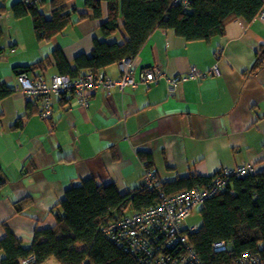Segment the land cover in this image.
Listing matches in <instances>:
<instances>
[{
  "label": "crops",
  "instance_id": "obj_1",
  "mask_svg": "<svg viewBox=\"0 0 264 264\" xmlns=\"http://www.w3.org/2000/svg\"><path fill=\"white\" fill-rule=\"evenodd\" d=\"M18 1L0 0V82L12 91L0 101V238L7 228L22 246L30 245L35 229L54 225L53 212L65 191L86 178L113 183L121 193L139 187L141 153L150 156L161 183L191 175L207 178L242 163L264 167V129L256 128L259 123L264 127V67L251 71L264 47V20L236 19L223 36L209 42H187L158 29L130 59L135 74L158 67L163 77L156 84L114 88L109 94L99 89L87 107L70 95L54 97L52 115L45 121L34 102L17 90L14 69L48 58L51 63L35 74L49 81L58 73L52 52L59 50L74 69L77 56L92 55L95 40L113 37L102 34L103 17H93L84 0H74L71 24L51 40L38 42L30 18L16 20L10 12ZM50 1L37 4L47 18ZM101 7L105 15L106 5ZM82 12L86 15L79 17ZM192 66L207 76L185 79L170 91L165 77H185ZM102 72L120 76L118 64ZM24 199L29 205L16 213L14 204ZM51 260L47 263H55Z\"/></svg>",
  "mask_w": 264,
  "mask_h": 264
},
{
  "label": "trees",
  "instance_id": "obj_2",
  "mask_svg": "<svg viewBox=\"0 0 264 264\" xmlns=\"http://www.w3.org/2000/svg\"><path fill=\"white\" fill-rule=\"evenodd\" d=\"M6 1L1 0L3 4ZM73 1L51 0L49 18L35 0L18 1L10 7V12L16 20L30 18L38 42L49 41L71 24L76 13ZM173 1L84 0V9L97 19L103 17L100 24L103 36L113 37V40H95L92 55L77 56L74 69L68 66L62 53L55 50L51 59L58 69L57 74L74 79L84 73H98L103 67L121 60L133 59L158 29L171 30L187 42H209L216 36H223L230 22L242 19L251 23L264 10V0H183L184 4ZM102 5H106L105 15ZM3 8L1 5L0 14ZM85 15L82 12L79 17ZM116 34L121 36L120 39ZM2 36L0 27V54ZM46 63L51 60L46 58L20 66L13 72L16 76L25 73L35 77V72L42 71ZM262 67L264 47L256 54L251 71ZM11 92L0 82V101ZM32 108L29 106L28 114L32 113ZM16 123L20 126L22 118ZM140 158L146 168L152 169L148 154L141 153ZM212 178L191 175L170 183H161L156 178L152 188L142 182L125 193L119 192L113 183L102 185L92 177L86 178L65 191L63 200L53 212L54 225L35 229L30 245L22 246L20 240L5 228L4 236L0 238V264H19V260L29 256L34 258L32 264H46L51 259L56 264H141L138 256L125 252L123 247L107 239L101 233L102 227L126 214L156 206L162 193L172 196L180 191L204 187ZM0 183H4L1 173ZM29 203V199L16 202V213L21 214ZM199 206V230L188 235V243L202 264H234L245 253L256 255L260 264H264V167L256 168L252 175L229 178L225 191L217 192ZM220 241L227 247L215 252L211 246Z\"/></svg>",
  "mask_w": 264,
  "mask_h": 264
},
{
  "label": "built area",
  "instance_id": "obj_3",
  "mask_svg": "<svg viewBox=\"0 0 264 264\" xmlns=\"http://www.w3.org/2000/svg\"><path fill=\"white\" fill-rule=\"evenodd\" d=\"M36 2L39 0H35ZM183 2L174 0L173 3ZM257 17L264 20V10ZM1 18V14H0ZM120 76L113 79L102 71L84 73L78 78L55 74L47 81L43 76H29L21 73L17 76V90L28 100L37 105V114L42 120H49L52 115V99L70 95L74 101L87 107L91 96L99 89L108 94L112 89H124L126 86L136 88L138 84L146 87L156 84L163 74L158 67L140 69L136 74L130 59L118 63ZM207 72L199 67H191L185 77L166 78L170 91H174L185 79L206 77ZM261 131V123L256 125ZM142 182L149 188L155 186V171L146 168L144 163ZM256 168L251 163H242L233 169H222L204 187L180 191L172 196L160 194V202L142 211L126 214L112 221L101 229V233L125 252L139 257L141 264H202L198 255L188 243V235L198 232L199 226L185 227L186 219L194 209L217 192L225 191L228 179L252 175ZM225 242H215L211 248L215 252L224 251ZM33 257L19 260V264H32ZM234 264H260L256 255L242 254Z\"/></svg>",
  "mask_w": 264,
  "mask_h": 264
},
{
  "label": "rangeland",
  "instance_id": "obj_4",
  "mask_svg": "<svg viewBox=\"0 0 264 264\" xmlns=\"http://www.w3.org/2000/svg\"><path fill=\"white\" fill-rule=\"evenodd\" d=\"M199 208H196L193 213L186 219V222L184 223V226L185 227H188V226H199L200 225V221H201V217H200V214L198 212ZM51 262H53L51 260ZM46 264H49V263H46ZM53 264H56V263H53Z\"/></svg>",
  "mask_w": 264,
  "mask_h": 264
}]
</instances>
